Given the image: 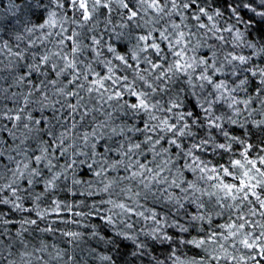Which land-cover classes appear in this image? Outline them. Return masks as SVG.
Segmentation results:
<instances>
[{
  "label": "clouds",
  "instance_id": "1",
  "mask_svg": "<svg viewBox=\"0 0 264 264\" xmlns=\"http://www.w3.org/2000/svg\"><path fill=\"white\" fill-rule=\"evenodd\" d=\"M262 141L264 0H0V264H258Z\"/></svg>",
  "mask_w": 264,
  "mask_h": 264
},
{
  "label": "snow or ice",
  "instance_id": "2",
  "mask_svg": "<svg viewBox=\"0 0 264 264\" xmlns=\"http://www.w3.org/2000/svg\"><path fill=\"white\" fill-rule=\"evenodd\" d=\"M83 6V4H82ZM133 16L136 15V13L133 11L132 13ZM87 16V13H86ZM178 66H179V62H178ZM136 95V94H134ZM15 119H19V116H15ZM262 143H264V141H262ZM249 147H251V145H249ZM235 163H239V161H235ZM244 184V181H241V185ZM228 190V192L231 194L232 193V189L235 187V185H226L225 186ZM253 195H255V193H253ZM227 229H234L236 227L235 222H232L231 224L225 225L224 226ZM241 227H243V225H241ZM230 235H235V233H230ZM241 243H243V245L248 248V249H252L257 253V256L254 257V259L256 261H258V264H264V245L257 243V242H250L248 240L247 237H245L244 239H242ZM241 261L242 264H246L245 258L241 257Z\"/></svg>",
  "mask_w": 264,
  "mask_h": 264
}]
</instances>
